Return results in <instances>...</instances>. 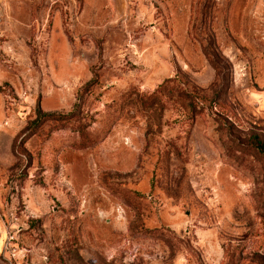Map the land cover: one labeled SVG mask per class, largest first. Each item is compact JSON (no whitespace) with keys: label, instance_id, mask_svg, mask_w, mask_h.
<instances>
[{"label":"rangeland","instance_id":"374dc122","mask_svg":"<svg viewBox=\"0 0 264 264\" xmlns=\"http://www.w3.org/2000/svg\"><path fill=\"white\" fill-rule=\"evenodd\" d=\"M264 0H0V264H264Z\"/></svg>","mask_w":264,"mask_h":264},{"label":"trees","instance_id":"16d2710c","mask_svg":"<svg viewBox=\"0 0 264 264\" xmlns=\"http://www.w3.org/2000/svg\"><path fill=\"white\" fill-rule=\"evenodd\" d=\"M259 145H260V146H259L260 151L264 153V146H263V144H262V143H259Z\"/></svg>","mask_w":264,"mask_h":264}]
</instances>
